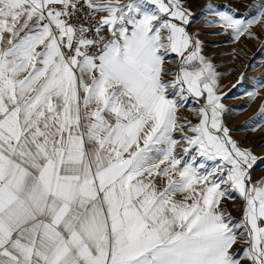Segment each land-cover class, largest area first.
<instances>
[{"label":"snow or ice","instance_id":"obj_1","mask_svg":"<svg viewBox=\"0 0 264 264\" xmlns=\"http://www.w3.org/2000/svg\"><path fill=\"white\" fill-rule=\"evenodd\" d=\"M249 9L208 2L201 26L258 39L264 0ZM194 16L187 0H0V264H264L262 158L225 125ZM190 100L195 124L177 117Z\"/></svg>","mask_w":264,"mask_h":264},{"label":"rangeland","instance_id":"obj_2","mask_svg":"<svg viewBox=\"0 0 264 264\" xmlns=\"http://www.w3.org/2000/svg\"><path fill=\"white\" fill-rule=\"evenodd\" d=\"M211 2L214 5H228L241 14L250 11L249 6L261 2V0H187V6L195 14L189 32H199V39L203 42V54L216 66L221 73L219 78V91L227 95L223 99L228 111L224 115L225 125L231 130V135L242 147L251 148L253 153L262 159H258L253 170L252 179L258 181L264 177V122L253 121L260 107L264 105V87L256 89V96L249 101L246 92L256 84L253 78L264 79V26L257 25L251 28L258 39L241 37L239 41L231 42L226 35L213 34L217 30L206 24L201 26L205 15H201L202 8ZM255 15V11L252 10ZM173 61H166L164 67L170 68ZM243 75L244 79L240 81ZM235 85V87H233ZM193 101L179 108L177 117L181 122L190 121L195 124L197 118L193 109L197 108ZM179 135L178 133L176 134ZM239 199L227 200L225 207L238 215L236 207Z\"/></svg>","mask_w":264,"mask_h":264},{"label":"bare ground","instance_id":"obj_3","mask_svg":"<svg viewBox=\"0 0 264 264\" xmlns=\"http://www.w3.org/2000/svg\"><path fill=\"white\" fill-rule=\"evenodd\" d=\"M172 71H175V67H174V65L172 66V68H170Z\"/></svg>","mask_w":264,"mask_h":264}]
</instances>
